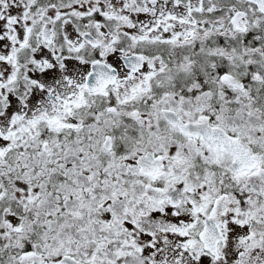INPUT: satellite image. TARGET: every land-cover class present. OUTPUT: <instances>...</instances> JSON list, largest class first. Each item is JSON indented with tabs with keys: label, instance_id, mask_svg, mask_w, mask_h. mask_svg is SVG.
Returning a JSON list of instances; mask_svg holds the SVG:
<instances>
[{
	"label": "snow or ice",
	"instance_id": "6c2138e0",
	"mask_svg": "<svg viewBox=\"0 0 264 264\" xmlns=\"http://www.w3.org/2000/svg\"><path fill=\"white\" fill-rule=\"evenodd\" d=\"M0 264H264V0H0Z\"/></svg>",
	"mask_w": 264,
	"mask_h": 264
}]
</instances>
